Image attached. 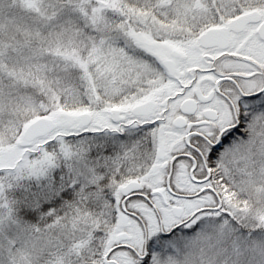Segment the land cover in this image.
<instances>
[{
	"label": "snow or ice",
	"instance_id": "snow-or-ice-1",
	"mask_svg": "<svg viewBox=\"0 0 264 264\" xmlns=\"http://www.w3.org/2000/svg\"><path fill=\"white\" fill-rule=\"evenodd\" d=\"M0 264H264V0H0Z\"/></svg>",
	"mask_w": 264,
	"mask_h": 264
}]
</instances>
